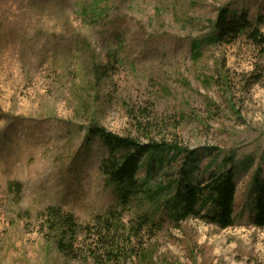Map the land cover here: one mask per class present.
I'll return each mask as SVG.
<instances>
[{"label":"rangeland","instance_id":"374dc122","mask_svg":"<svg viewBox=\"0 0 264 264\" xmlns=\"http://www.w3.org/2000/svg\"><path fill=\"white\" fill-rule=\"evenodd\" d=\"M222 9L262 19L264 34V0H0V264H98L88 253H103L97 218L110 211L124 222L112 234L120 249L134 229L116 264H264V228L251 224L256 174L264 180V46L213 42ZM93 128L183 149L143 159L138 180L151 191L185 185L187 158L204 183L232 157L234 225L205 212L177 222L175 190L124 210ZM49 207L87 228L65 239L71 256L41 215Z\"/></svg>","mask_w":264,"mask_h":264},{"label":"trees","instance_id":"16d2710c","mask_svg":"<svg viewBox=\"0 0 264 264\" xmlns=\"http://www.w3.org/2000/svg\"><path fill=\"white\" fill-rule=\"evenodd\" d=\"M261 20L254 24L247 13L230 17V12L222 9L214 25L216 35L212 37V40L215 43H229L246 36L256 45L264 46V34L260 29ZM91 136L100 138L108 148V156L102 160L99 169L108 185L119 186V204L124 210L140 196L154 200L175 190V195L168 201V205L173 209L172 218L177 222L201 216L205 212L206 218L221 229L234 225L237 188L232 157L226 158L220 170L212 171L204 183H196L191 174L194 170H189L196 163V158H187L185 167L180 171L181 177L186 181L185 185L182 182L177 184L173 180L167 186H158L155 191H151L147 188V182L141 183L138 180L143 159L150 153H162L166 150L182 153L183 149L177 145L169 146L163 142L159 143L150 139L147 134L145 138L148 141L145 143L139 138L122 137L106 132L104 128H93ZM41 215L49 224L50 231L61 234L62 239L58 243L60 251L66 256H71L73 245L66 243L65 239H73L79 229L87 230V228L79 225L73 214L59 207H49ZM97 219L98 226H101L96 234L100 236L103 253L98 255L90 249L88 254L98 264H103L99 260L100 256H105L106 262L120 263L132 254L128 248L131 246L134 229L131 228L128 237L123 238L122 250L118 242H115V235L112 236L125 229L122 218L117 216L116 212L110 211L107 217ZM251 224L254 227L264 228V180L258 174L255 177L254 216Z\"/></svg>","mask_w":264,"mask_h":264}]
</instances>
